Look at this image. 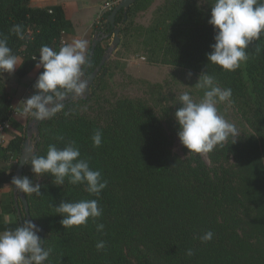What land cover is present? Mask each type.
I'll return each mask as SVG.
<instances>
[{
  "label": "trees",
  "instance_id": "obj_1",
  "mask_svg": "<svg viewBox=\"0 0 264 264\" xmlns=\"http://www.w3.org/2000/svg\"><path fill=\"white\" fill-rule=\"evenodd\" d=\"M30 1L0 0V33L22 60L15 71L19 78L37 69L31 86L34 94L43 71L36 67L41 46L58 51L63 34L75 33V26L61 5L37 7ZM150 2L135 0L127 18L123 10L117 14L116 24L124 36L136 30V15ZM164 3L157 22L146 30L150 52L162 63L199 76L208 72L220 87H230L233 95L228 102L241 117L242 132L235 143L230 137L222 147L208 152V165L201 153L190 152L182 144L179 125L171 119L182 146L174 151L165 129L169 110L163 104L158 112L144 101L108 96L106 61L90 95L65 103L62 112L41 122L34 155H46L49 144L63 147L75 141L82 158L101 172L107 187L99 196L90 195L86 184H70L65 178L57 186L50 174L36 177L31 165L24 168L23 176L41 184L40 195H25L31 217L44 228V239L52 250L46 264H264V33L249 45L247 62L228 71L207 59L215 43L208 23L212 0ZM110 13L103 15V23L94 24V32L113 31L106 22ZM14 24L24 26L25 40L9 31ZM106 50L99 42L88 75L100 65ZM199 94L203 97L202 89ZM0 107V124L8 122L12 134L7 145L0 142V159L5 162L0 164V188H10L13 194L12 178L27 131L13 116L12 99L1 87ZM96 129L103 133L100 147H94L91 139ZM11 157L17 159L15 166L6 164ZM82 199H97L102 216L65 228L55 206L61 200ZM0 206V231L17 227L21 222L14 198L2 202L0 195ZM8 215L17 217L10 220ZM98 224L104 225L102 231L97 230ZM209 230L212 240L202 242L199 237ZM99 241L105 242L100 250L96 248Z\"/></svg>",
  "mask_w": 264,
  "mask_h": 264
},
{
  "label": "clouds",
  "instance_id": "obj_2",
  "mask_svg": "<svg viewBox=\"0 0 264 264\" xmlns=\"http://www.w3.org/2000/svg\"><path fill=\"white\" fill-rule=\"evenodd\" d=\"M208 23L215 33V43L210 46L212 51L207 53L208 62L234 71L242 62H247L249 45L264 33V0H212ZM9 31L21 40L27 38L22 24L12 25ZM87 50L86 39L62 41L58 51L42 45L36 67H42L43 71L34 84L35 93L19 103L22 112L37 120H48L64 110L69 98L86 96L89 90V79L85 75L89 65ZM32 59L37 60V57ZM21 64L8 44V38L0 33V72L13 74ZM195 87L203 90L202 99L197 102L189 92L182 93L178 98L181 106L174 114L182 144L190 152L208 153L217 146L222 147L230 137L235 143L239 130L217 108L218 103L231 100L232 89L220 87L208 72L200 74ZM59 139L63 141V137ZM91 139L94 147H100L102 131L94 130ZM25 163L31 165L36 177L50 174L57 186L63 185L67 178L70 184H86L87 192L96 196L107 187L101 172L92 169L89 160L82 158L75 141L64 143L63 147L49 144L46 155H32ZM12 184L23 193H42L41 184L26 175L14 176ZM55 207L65 228L86 225L90 218L95 220L103 214L97 199L61 200ZM103 229V224L97 225L98 231ZM40 231L29 217L14 229L0 231V264H46L52 250L47 246V239L40 236ZM213 235L209 230L199 238L207 242ZM104 247V241L96 244L98 250ZM193 254L191 249L187 251V255Z\"/></svg>",
  "mask_w": 264,
  "mask_h": 264
},
{
  "label": "rangeland",
  "instance_id": "obj_3",
  "mask_svg": "<svg viewBox=\"0 0 264 264\" xmlns=\"http://www.w3.org/2000/svg\"><path fill=\"white\" fill-rule=\"evenodd\" d=\"M164 5V0H151L147 7L136 15L133 24L136 30L132 31L127 36H124V34L120 32L121 42L117 49L112 52L108 60L110 66L109 71L104 73H108L109 75L108 85L105 92L108 96H113L112 94H115L114 96L119 98L126 97L136 102L144 101L148 105L153 106L158 112L161 110L160 105L163 104L164 108L169 110L171 116L170 119H165L166 135L173 144V150L179 152L182 146L178 142V137L175 136L177 133L172 128L173 125L169 122L171 119L175 120L174 114L181 106L178 102V98L182 93L189 92L192 98L198 102L202 99V96L199 94V88L195 87L199 75H196L187 69L162 63L160 58L158 61L156 56L150 52V46L146 45V42L149 41L146 30L148 27L157 22ZM104 14L105 13L101 11L99 16L95 19V23H103L102 17ZM83 15H85V18L83 20L84 24L82 26V30H86L91 14L87 13ZM118 26L120 27V25H117V27ZM95 33L96 32L93 30V36L88 44L87 55ZM31 34L32 31H30V35ZM69 40L71 39L69 38ZM69 40L68 37L64 36V42H70ZM102 41L104 46L108 49L113 45V35L103 38ZM18 59L20 62L22 61L20 58ZM36 70L37 69L25 78H19L16 72L13 74L0 72V87L3 91H5L7 96L12 99V106L14 109L13 116L25 125L26 131L28 128L34 127V121L31 115L22 112L21 105H19V103L33 94L31 86L32 81L35 80ZM101 73L102 69L100 71V74ZM217 108L229 122L233 123L237 127L239 133H241L243 129L242 121L235 108L228 101L218 103ZM2 112L3 110L0 107V120L3 114ZM11 138L12 134L7 130L2 134L1 143L3 145H7ZM31 140L32 143L30 146L34 151V128ZM201 155L207 164L210 165L211 161L208 153H201ZM0 164H5V162L0 159ZM6 164L15 166L17 164V159L15 157H11ZM0 195L3 201L10 200L12 197L14 198V192L12 194L10 188H7L6 190L5 188H0ZM19 202L24 215L25 212L22 202ZM16 217L17 215H14L13 219H16Z\"/></svg>",
  "mask_w": 264,
  "mask_h": 264
},
{
  "label": "water",
  "instance_id": "obj_4",
  "mask_svg": "<svg viewBox=\"0 0 264 264\" xmlns=\"http://www.w3.org/2000/svg\"><path fill=\"white\" fill-rule=\"evenodd\" d=\"M134 2H135V0H121V2L109 14L108 19H107L106 22L109 24L108 27H112L113 28L112 32H108L104 36L101 35L100 33H95L94 34V38H93L92 44H91V50H90V53H89V56H88L89 57V64L91 62V59H92V56H93V53H94V50H95L96 46L99 44V42H101L103 40V38H106V37H109V36L113 35V42H112L113 45L110 46L106 50L105 55H104V57L102 59V62L97 67V69L92 74H90L89 76H87V69H88L89 65L86 67L85 75L87 76V79H89V90H88L86 95H90V89H91V86H93L95 84L96 76L101 71V69H102L103 65L106 63V61L109 60L112 52L117 49L118 45L121 42V37H120V32H121V28L120 27L121 26L117 27V24H116L117 14L121 10H123L124 14H125V18H127L128 9ZM69 100L72 101L74 99L69 98ZM33 121H34V127L33 128H34V131H35V144H36L37 141L39 140V126H40V124H41V122L43 120L41 121V120H37V119L33 118ZM33 128H28V130H27V139L25 141L24 148L22 150V154L20 156L19 163H18V166H17L16 171H15V176L23 177L24 168H25V165L27 164V163H25V159H27L28 157H30V156L35 154V150L33 151L32 147L30 146V144L32 143L31 139H32ZM13 192H14L15 206L17 208V214H18V216L20 218V222L22 223L24 218H23V213H22V209L20 207V202L19 201L22 202V206H23V209H24L26 217L27 218L29 217L30 219L33 220V218L31 217L30 211H29V203H28V200H27V197H26L25 193L17 190L15 185H13ZM35 223L41 229L40 236L42 237V239H44L45 238V230H44V228L42 226H40L37 222H35Z\"/></svg>",
  "mask_w": 264,
  "mask_h": 264
},
{
  "label": "crops",
  "instance_id": "obj_5",
  "mask_svg": "<svg viewBox=\"0 0 264 264\" xmlns=\"http://www.w3.org/2000/svg\"><path fill=\"white\" fill-rule=\"evenodd\" d=\"M105 0H31L30 3L37 7H46L51 5H61L64 8L66 17L71 20L75 26V33H64V36L68 37L72 41L73 39H86L89 42L93 36L95 19L101 12V6ZM90 13L88 26L86 30H82L84 24L85 15ZM6 190V189H5ZM2 199V197H1ZM7 201V200H6ZM5 201V202H6ZM2 202H4L2 200ZM2 208L0 206V212ZM14 215H8L7 218L12 220Z\"/></svg>",
  "mask_w": 264,
  "mask_h": 264
},
{
  "label": "built area",
  "instance_id": "obj_6",
  "mask_svg": "<svg viewBox=\"0 0 264 264\" xmlns=\"http://www.w3.org/2000/svg\"><path fill=\"white\" fill-rule=\"evenodd\" d=\"M121 2V0H106L102 6L101 11L106 13L108 11L112 12V10ZM10 128V124L8 122H4L0 124V142H2V134Z\"/></svg>",
  "mask_w": 264,
  "mask_h": 264
},
{
  "label": "flooded vegetation",
  "instance_id": "obj_7",
  "mask_svg": "<svg viewBox=\"0 0 264 264\" xmlns=\"http://www.w3.org/2000/svg\"><path fill=\"white\" fill-rule=\"evenodd\" d=\"M100 73V72H99ZM99 73H98V75H99ZM87 76H89L88 75V73H87ZM87 76H86V78H87ZM97 77V76H96ZM96 79V78H95ZM85 97V96H84ZM76 99H78V98H76ZM76 99H74V100H76ZM70 100L68 99L65 103H68ZM73 101V100H72Z\"/></svg>",
  "mask_w": 264,
  "mask_h": 264
}]
</instances>
